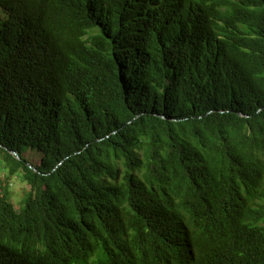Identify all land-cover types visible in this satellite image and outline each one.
Here are the masks:
<instances>
[{
  "label": "trees",
  "instance_id": "16d2710c",
  "mask_svg": "<svg viewBox=\"0 0 264 264\" xmlns=\"http://www.w3.org/2000/svg\"><path fill=\"white\" fill-rule=\"evenodd\" d=\"M0 170V264H264V0H0Z\"/></svg>",
  "mask_w": 264,
  "mask_h": 264
},
{
  "label": "rangeland",
  "instance_id": "374dc122",
  "mask_svg": "<svg viewBox=\"0 0 264 264\" xmlns=\"http://www.w3.org/2000/svg\"><path fill=\"white\" fill-rule=\"evenodd\" d=\"M3 171L0 170V173ZM28 189L27 184L21 179L19 175L14 176L11 180L10 190H11V200L18 210L21 200L24 197L26 190Z\"/></svg>",
  "mask_w": 264,
  "mask_h": 264
},
{
  "label": "water",
  "instance_id": "95a60500",
  "mask_svg": "<svg viewBox=\"0 0 264 264\" xmlns=\"http://www.w3.org/2000/svg\"><path fill=\"white\" fill-rule=\"evenodd\" d=\"M14 154H16V156H17V153L14 152ZM28 166L31 167V168H33L29 163H28ZM33 169H35V168H33Z\"/></svg>",
  "mask_w": 264,
  "mask_h": 264
}]
</instances>
